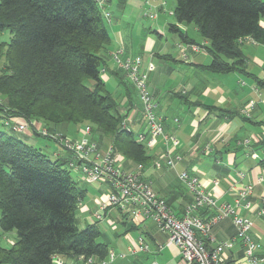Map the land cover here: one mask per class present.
Wrapping results in <instances>:
<instances>
[{"label": "trees", "instance_id": "obj_1", "mask_svg": "<svg viewBox=\"0 0 264 264\" xmlns=\"http://www.w3.org/2000/svg\"><path fill=\"white\" fill-rule=\"evenodd\" d=\"M172 13L170 32L188 42L178 25L193 24L208 41L212 61L207 69L213 73L246 72L243 42L264 44V0H175ZM6 31L11 37L0 43V118L20 117L54 128L89 123L94 141L95 136L108 139L115 155L143 171L152 165L154 156L124 127L126 116L102 79L111 37L95 0H0V37ZM67 160H51L0 130V264H54L55 257L62 264H77L80 258L99 264L107 259L110 249L98 242V222L79 228L76 213L87 190L63 168ZM198 215L206 219L209 211ZM123 224L128 231L137 229L126 220ZM11 231L17 240L5 248L2 236Z\"/></svg>", "mask_w": 264, "mask_h": 264}, {"label": "crops", "instance_id": "obj_2", "mask_svg": "<svg viewBox=\"0 0 264 264\" xmlns=\"http://www.w3.org/2000/svg\"><path fill=\"white\" fill-rule=\"evenodd\" d=\"M127 1L119 0L118 7L123 8ZM113 8L114 3L109 0L106 10L111 15V21L108 22L110 30L107 28L111 42L105 52L106 66L101 75L102 79L107 88L110 84L115 89L112 94L119 104L120 113L126 116L127 125L137 135L145 133L147 126L143 120L138 92L123 78L111 54L122 49L126 57H142L144 68L152 63L155 69L149 73L148 86L155 99L157 113L164 120L165 133L177 136L181 143L179 148H169L163 138L158 139L156 145L148 149L150 155L154 156V161L149 168L144 169L143 177L152 182L153 189L159 196L170 200L171 209L179 217L192 199L188 191H182L173 183V178L179 181L178 174L183 170L197 175L202 187L214 194L220 202L233 206L238 189L254 184L252 206L249 209L236 208V213L252 220L251 236L261 245L258 254L264 257V216L256 215L258 209L264 208V182L257 183V179L264 176V86L258 85L256 81L264 84V44L256 43L252 39L243 42L241 48L246 72L217 74L207 69L212 61L207 50L209 43L202 39L195 26L191 28L193 24L178 25L188 40L183 42L176 33H173L175 40L167 36L166 30L175 21L170 23L166 19L153 29L145 28L142 24V19L146 16L143 10L133 18L124 10L121 16H115ZM159 8L162 9V5ZM261 26L264 28V18ZM191 42L205 44V49L196 53L189 52L188 58L184 59L178 45ZM250 101L255 102V106L251 116L245 117L241 110ZM34 124V127L16 134L35 148L38 147L33 140L36 136L33 130L47 127L66 135L71 127L60 125L54 128L37 121ZM95 138L103 152L111 147L108 139L98 136ZM246 139L249 140L248 144L245 143ZM207 145L212 147L211 154L204 152ZM167 152L181 157L176 170L155 165ZM52 156L53 160L65 161L68 154L57 149ZM138 166L141 165L124 163L127 171H134ZM240 172L245 174L242 180L238 177ZM103 185L106 186L99 183L93 187L102 193ZM105 195L94 197L93 207L82 206L87 225L96 223L97 203ZM124 215L110 210L101 221L106 230L114 231L113 238L111 236L103 242L115 253L111 264H185L178 247L165 246L167 236L158 230L155 223L136 222L129 217L127 220ZM202 216L205 218V215ZM125 220L135 224L137 229L128 231V227L123 224ZM134 233L136 237L132 235ZM235 234L236 228L231 219L223 220L212 230L215 242L231 239ZM140 237L149 245L150 252L137 250ZM223 255L225 264H250L239 242L233 248L227 249Z\"/></svg>", "mask_w": 264, "mask_h": 264}, {"label": "built area", "instance_id": "obj_3", "mask_svg": "<svg viewBox=\"0 0 264 264\" xmlns=\"http://www.w3.org/2000/svg\"><path fill=\"white\" fill-rule=\"evenodd\" d=\"M95 1L102 10L105 20L110 22L111 15L106 10L109 0ZM171 14L173 15L172 12ZM156 16L151 15V18L155 19ZM204 46L205 44L181 43L178 48L182 57L187 59L189 52H200L205 49ZM112 60L118 69L126 74L128 82L135 87L142 104V116L147 131L138 134L137 141L144 143L148 149H151L156 145L158 139L163 138L167 147L179 148L181 143L177 136L165 133L164 120L158 115L155 99L149 90L148 76L150 72L154 71V65L149 63L144 68L142 57H126L122 49L112 54ZM254 106L255 102L250 101L241 110V113L245 117H250ZM0 121L4 126L18 133H23L35 125L34 122L30 123L20 117L5 118L4 116L0 118ZM124 127L131 130L126 122ZM34 131L62 147L68 154L67 166L72 170L81 172L87 184L96 185L100 183L108 187L109 193L97 203L95 214L97 221L101 222L107 211L116 210L136 222H153L158 230L167 236L165 246L178 247L181 259L185 264H225L224 252L233 248L237 242L243 246L245 256L250 264H264V257L258 254L261 245L251 236L252 220L240 217L236 213V208L249 209L252 206L251 197L254 184L245 185L238 189L233 206L230 203L220 202L214 194L202 187L197 175L188 170H183L178 174V177L186 186L192 199L186 205L183 215L179 217L168 205L167 200L154 191L152 182L143 177L141 166H138L134 171H127L118 165L121 156L115 155L111 147L106 152L100 149L93 139L91 126L82 127L79 140L70 139L68 136L48 128L35 129ZM245 143L248 144L249 140L246 139ZM204 152L211 154L212 147L207 145ZM180 161L179 155H170L167 152L155 162V165L175 169ZM238 177L242 180L245 178V174L240 172ZM263 182L264 176H260L257 183ZM201 210L209 211L206 219L198 215ZM256 215L264 216V208L258 209ZM226 219L232 220L236 234L231 239L215 242L212 230ZM137 250L150 252L149 245L142 237L138 241ZM114 259V251H109L107 259L99 264H111ZM82 260L83 258H80L79 261ZM55 262L62 264V260L58 257L54 258ZM93 262L94 260L90 258L87 264Z\"/></svg>", "mask_w": 264, "mask_h": 264}, {"label": "rangeland", "instance_id": "obj_4", "mask_svg": "<svg viewBox=\"0 0 264 264\" xmlns=\"http://www.w3.org/2000/svg\"><path fill=\"white\" fill-rule=\"evenodd\" d=\"M112 1L114 3V8L112 10L114 11L115 16H121L122 12L124 10L125 13H127L130 16H132L133 18H135V16L139 13V11L143 10V12H144V14L146 16L143 17L142 24L145 25V28L151 27L153 29V27L156 26L158 23H160L162 21L164 23V20H166V19L170 23L175 21L173 15L171 14V12H173V10L175 8V0H156V1L155 0L154 1H152V0H128L126 5L123 8L118 7V1L119 0H112ZM161 5H162V9L159 8V6H161ZM151 15H153V16L157 15V16H156L155 19H153V18H151ZM105 26H106V28H108V30H110V25H109L107 20H105ZM193 26L194 25H191V28H193ZM166 33H167L168 38L171 37L174 40L176 39V36L172 32H170L168 29L166 30ZM10 37H11V35H10V33L8 31L4 32L2 34V36L0 37V43L1 42H9ZM154 38H156V37L154 36ZM199 40H200V37H199ZM111 58H112V54H111ZM3 63H4V58L0 57V70H1V68L3 66ZM86 85L91 88L92 87V82L88 80V81H86ZM108 89L111 91V93H114V91H115V89L113 87H111L110 84L108 85ZM64 125L71 126L70 130H69V133L66 134V135H68V137L70 139H74V140H79L81 138V134L80 133H81V129H82L83 126H91V124H89V123H85V124H82V125H73V124H64ZM44 128H47V127H44ZM0 130L4 131V132H7L10 135H15L18 138L21 137L20 135H17L16 132H12L8 127L4 126L1 123V121H0ZM33 140L36 143L35 146L40 148V149H42V151L46 155H48V157L51 160H53L52 153L54 151H56L57 149L61 150L63 153L65 152V150L62 147L57 146V144L54 141H52L51 139H48V138H46V137H44V136H42L40 134L36 135L33 138ZM25 143H27V142H25ZM27 144H29V143H27ZM152 153H153V151H152ZM124 163H127L126 160L124 158H122V157H119L118 165L121 166L122 168H124ZM63 168L64 169H68V171L70 172V175L73 178V180L77 182L78 187H80L82 189H87V192H88L86 197H85V199L83 200V202H81L79 204V208H78L77 213H76V217H77V220H78L79 228L83 229L87 225V223H86V220H85V216L83 215L84 212H83L81 206L90 205L91 207H93L94 206V197L95 198H100L101 195L108 194L109 190L107 191L106 188H108V187L103 185L104 189H103L102 193H99V192H97L94 189L93 185L87 184L84 181V178H83L81 172L72 170L67 165L63 166ZM178 179H179V177H178ZM173 183H174V185L177 188H180L182 191H184V192L188 191L186 186L180 181V179L178 181L177 178L176 179L173 178ZM96 222H98V227L103 232V235L98 239V242H106V239L107 238H111V236L113 238L112 234H114V231L106 230L105 229V225L101 224V222L99 220L96 221ZM119 228H121V226H119ZM132 235L136 237L135 233L132 234ZM16 240H17L16 231L6 232L2 236L1 245L3 247H5V248H10L16 242ZM68 262L70 264H75V262L73 260H69ZM78 262H80L81 264H87V263H84L83 261H78ZM54 264H57V263L55 262ZM77 264H79V263H77Z\"/></svg>", "mask_w": 264, "mask_h": 264}]
</instances>
